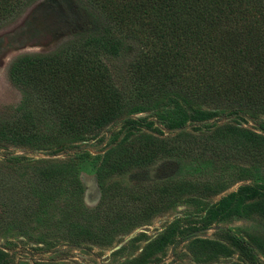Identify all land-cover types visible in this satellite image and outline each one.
<instances>
[{
  "label": "trees",
  "instance_id": "1",
  "mask_svg": "<svg viewBox=\"0 0 264 264\" xmlns=\"http://www.w3.org/2000/svg\"><path fill=\"white\" fill-rule=\"evenodd\" d=\"M36 1L0 0V28ZM72 3L82 19L79 29L52 51L21 54L7 67L9 80L28 97L17 115L0 119V148L64 149L122 124L124 136L96 170L98 207L107 196L109 176L150 166L161 156L264 165V0ZM170 102L188 109L191 122L198 123L192 128L197 133L157 135L145 128L151 122L132 117ZM39 105L46 115L33 111ZM244 117L255 126L236 121ZM63 186L71 192L82 189L71 159L15 154L0 160V233L36 215ZM161 189L144 209L128 211L129 220L151 217L183 192L176 183ZM222 202L226 208L241 204L264 223L262 185H240ZM78 230L76 237L90 239L85 227ZM225 238L226 243L199 241L211 253L229 256L237 250L255 263L247 240L233 234ZM155 241L160 248L167 239ZM9 263L8 253L0 249V264Z\"/></svg>",
  "mask_w": 264,
  "mask_h": 264
},
{
  "label": "rangeland",
  "instance_id": "2",
  "mask_svg": "<svg viewBox=\"0 0 264 264\" xmlns=\"http://www.w3.org/2000/svg\"><path fill=\"white\" fill-rule=\"evenodd\" d=\"M81 23L72 0H38L0 28V119L17 115L28 97L25 89L7 77L9 63L24 53L52 51ZM32 109L47 114L41 105ZM132 117L151 122L145 128L157 135L172 136L184 130L197 133L192 128L198 123L191 122L188 109L172 102ZM231 120L233 117L224 118L219 123ZM236 121L255 126L250 117ZM124 134L125 127L118 124L64 149L0 148V160L15 154L71 159L82 184V192L63 186L58 197L50 198L36 215L16 221L0 233V249L8 253L9 264H264V223L243 205L226 208L222 202L240 185L264 187V165L161 156L150 166L109 176L104 182L107 196L98 207L101 189L96 170L106 151ZM165 183H176L183 192L162 203V209L151 217L130 221L128 211L144 209L142 206L153 202ZM211 218L213 221L205 225ZM79 226L85 227L89 240L76 237ZM228 234L249 242L255 263L237 250L229 256L211 253L199 241L226 243ZM158 237L167 239L160 248L155 241Z\"/></svg>",
  "mask_w": 264,
  "mask_h": 264
}]
</instances>
